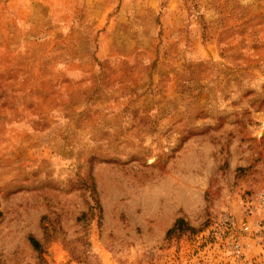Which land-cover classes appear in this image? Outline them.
Masks as SVG:
<instances>
[{
  "label": "rangeland",
  "instance_id": "obj_1",
  "mask_svg": "<svg viewBox=\"0 0 264 264\" xmlns=\"http://www.w3.org/2000/svg\"><path fill=\"white\" fill-rule=\"evenodd\" d=\"M0 264H264V0H0Z\"/></svg>",
  "mask_w": 264,
  "mask_h": 264
},
{
  "label": "trees",
  "instance_id": "obj_2",
  "mask_svg": "<svg viewBox=\"0 0 264 264\" xmlns=\"http://www.w3.org/2000/svg\"><path fill=\"white\" fill-rule=\"evenodd\" d=\"M183 224H184V220H181V219L178 220L177 223H176V225H175V227H174L172 230H170L169 233H172V232L176 229L177 226H182ZM30 243H31L32 247H33L36 251H39V252L42 251V246H41V244H40L35 238H31V239H30Z\"/></svg>",
  "mask_w": 264,
  "mask_h": 264
}]
</instances>
